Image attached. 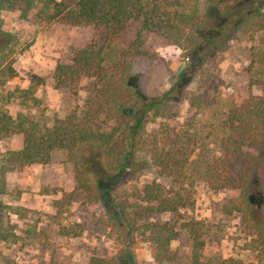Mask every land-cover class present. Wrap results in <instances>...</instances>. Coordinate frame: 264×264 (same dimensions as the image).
Here are the masks:
<instances>
[{
  "label": "trees",
  "instance_id": "16d2710c",
  "mask_svg": "<svg viewBox=\"0 0 264 264\" xmlns=\"http://www.w3.org/2000/svg\"><path fill=\"white\" fill-rule=\"evenodd\" d=\"M3 11H18L22 19L35 17L43 27L61 21L77 28L78 35L60 54L52 78L56 89L73 96L86 80L88 93L80 108L48 122L16 119L0 111V132L23 137L22 148L5 152L0 160V194L7 192V173L47 164L53 152L62 151L88 203L107 200L130 235L146 236L154 262H167L170 244L184 232L191 240L188 263L203 264L201 222L183 221L178 227L142 222L144 211L176 213L183 206L181 190L164 192L156 184L141 185L128 195L117 190L144 165L179 186L193 176L211 190L235 193L224 210L241 216L254 236L248 250L257 255L256 264H263L264 75L254 83L259 94L233 98L222 116L212 115L207 138L215 151L206 160L194 161L192 152L182 145L191 140L199 143L200 132L187 139L179 134L173 135L175 140L165 139L160 121L174 120L179 103L198 107V114L212 106L203 94L190 97L183 82L203 66L217 64L228 41L241 30L264 29V0H0V87L16 77L14 64L20 52L1 17ZM145 32L178 47L190 62L158 96H146L134 85L154 61L144 49ZM34 80L25 94L33 96L41 85ZM155 124L157 128L150 131L148 126ZM253 187L262 199L259 210L251 201ZM88 264L124 263L93 257ZM216 264L244 263L229 258Z\"/></svg>",
  "mask_w": 264,
  "mask_h": 264
},
{
  "label": "rangeland",
  "instance_id": "374dc122",
  "mask_svg": "<svg viewBox=\"0 0 264 264\" xmlns=\"http://www.w3.org/2000/svg\"><path fill=\"white\" fill-rule=\"evenodd\" d=\"M1 17L18 41L20 52L14 64L16 77L0 87V111L16 119L48 122L52 117H64L80 108L88 93V82L82 80L77 96H73L56 89L52 78L60 54L68 41L78 35L77 28L61 21L43 27L35 17L22 19L18 11H3ZM142 38L144 49L154 61L135 78L134 85L146 96H158L174 84L190 62L178 47L160 36L145 32ZM263 75L264 29L241 30L228 41L217 64L203 66L183 82L190 97L203 94L212 106L198 114V107L190 108L187 102L177 104L174 107L177 117L160 121L162 137L170 139L179 134L187 139L200 132L199 143L191 140L182 145L192 152L194 161L206 160L215 151L207 138L212 115L222 116L233 98L259 94L260 89L254 83ZM33 79H37L33 83L41 85L35 88L33 96L27 95L24 91ZM157 126L149 125L148 129L152 131ZM22 145V135L0 132V160L5 152L20 150ZM141 168L136 177H127L117 188L121 194L128 195L141 185L156 184L164 192L177 189L184 195L183 206L176 213L160 215L144 211L142 222H168L175 227L183 221L201 222L203 264L229 258L244 264L257 263V255L248 250L254 237L252 232L240 215L224 210L234 192L211 190L193 176L179 186L151 166ZM5 180L7 192L0 194V264H88L93 257L118 259L124 264H157L146 236L140 232L130 235L107 200L88 203L76 186L74 167L64 152H53L47 164L9 172ZM251 201L256 210L262 206L255 187ZM190 249L189 236L181 232L170 244L169 260L163 264H189Z\"/></svg>",
  "mask_w": 264,
  "mask_h": 264
}]
</instances>
